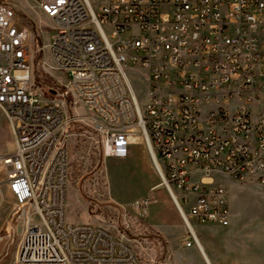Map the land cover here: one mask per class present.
<instances>
[{
  "label": "built area",
  "instance_id": "2783aa9c",
  "mask_svg": "<svg viewBox=\"0 0 264 264\" xmlns=\"http://www.w3.org/2000/svg\"><path fill=\"white\" fill-rule=\"evenodd\" d=\"M34 2L52 21L50 66L67 79L53 96L35 86L32 28L0 1V108L14 136L0 186L24 224L14 260L0 264H146L125 233L67 218L76 123L92 128L105 156L124 157L142 139L184 246L201 250L194 221H231L226 190L204 178L264 185V0Z\"/></svg>",
  "mask_w": 264,
  "mask_h": 264
},
{
  "label": "rangeland",
  "instance_id": "374dc122",
  "mask_svg": "<svg viewBox=\"0 0 264 264\" xmlns=\"http://www.w3.org/2000/svg\"><path fill=\"white\" fill-rule=\"evenodd\" d=\"M0 1L9 3L20 22L32 28L33 81L39 90L53 96L49 90L57 89L67 78L64 72L50 66L52 58L47 45L52 33L50 17L36 6L34 0ZM133 82L138 96L145 100L146 85L139 74L133 73ZM77 109L84 112L80 106ZM69 110L72 112L73 109L69 106ZM66 143L71 161L67 192L70 222H98L125 233L134 244L142 247L140 250L147 252L146 264H207L196 246H184L186 229L178 212L176 221L181 226H172L171 207L167 205L171 199L166 189L159 185V175L141 138L130 146L126 156H105L92 128L76 123L70 128ZM13 149L14 136L0 108V179L6 173L1 157ZM215 175L218 182L206 178L209 176L205 177L206 181L220 184L226 190L231 221L226 226L194 221L201 243L214 264L263 263L264 185L236 181L222 173ZM219 178L224 179L220 181ZM152 187L155 188L152 190ZM140 198H151L146 210L133 206ZM13 208L14 199L3 188L0 210L12 212ZM22 234L17 235V249ZM14 258V253L2 256L6 261Z\"/></svg>",
  "mask_w": 264,
  "mask_h": 264
},
{
  "label": "crops",
  "instance_id": "0c3cea01",
  "mask_svg": "<svg viewBox=\"0 0 264 264\" xmlns=\"http://www.w3.org/2000/svg\"><path fill=\"white\" fill-rule=\"evenodd\" d=\"M215 177L217 178V176L214 174L206 178H209L213 180L214 182H218L216 181ZM4 178L5 177H2L0 181L4 180ZM219 179L221 181V179H224V178H219ZM3 188L7 189L5 184H2L0 186V192L2 191ZM167 202H168L167 205L171 207L170 210L172 212V217H173L172 226L180 227L181 224L176 221L177 210H176L174 202L172 201V199L171 201L168 199ZM14 227H16V230L14 229ZM23 227H24V224L22 221L19 220L17 214L14 212V208L12 212H8L7 210H0V233H2V235L0 236V239H1L0 241V260H3L2 256L5 254L12 256V254L14 253L16 256L17 245H18L17 235L23 232L24 230Z\"/></svg>",
  "mask_w": 264,
  "mask_h": 264
},
{
  "label": "bare ground",
  "instance_id": "6f19581e",
  "mask_svg": "<svg viewBox=\"0 0 264 264\" xmlns=\"http://www.w3.org/2000/svg\"><path fill=\"white\" fill-rule=\"evenodd\" d=\"M204 180H206V178H204ZM200 244H201V247H202L201 250H200V252H201L202 256L204 257V259L206 260L207 264H214L212 262L210 256H209L207 250L204 248L203 244L201 243V241H200Z\"/></svg>",
  "mask_w": 264,
  "mask_h": 264
}]
</instances>
